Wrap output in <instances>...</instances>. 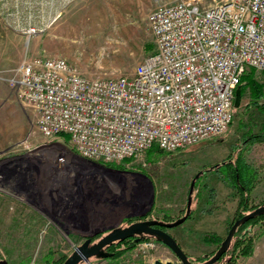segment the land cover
<instances>
[{"label": "rangeland", "instance_id": "obj_1", "mask_svg": "<svg viewBox=\"0 0 264 264\" xmlns=\"http://www.w3.org/2000/svg\"><path fill=\"white\" fill-rule=\"evenodd\" d=\"M173 1H194L207 6L220 0H0V74H10L23 58L60 56L87 78L130 75L135 66L154 49L147 22L148 13L159 3ZM28 28H35V34H28ZM151 45L152 49H149ZM253 76L264 84L263 71L254 70ZM262 92L260 104L264 103V86ZM35 119L34 111L21 103L7 82L0 78V261L5 260L8 264L59 263L83 240L77 235L65 234L59 224L63 220L55 221L59 218L54 220L50 217V191L43 187L57 188L62 186L63 181L73 184L82 175H78V171L84 172L82 178L92 184L107 181L116 194L121 186L120 179L111 173L99 169L89 168L88 172L80 169L69 156V142H65L61 135L47 140L43 138ZM263 123L264 112L251 103V93L246 88L239 106H233L231 125L222 136L190 146L185 154L178 150L168 156L170 153L151 150L148 156L144 154V164L128 160L122 168H118L149 176L155 189V202L144 219L164 222L185 214L190 183L199 174L191 194L190 218L168 229L189 260L202 262L210 257L225 237L230 223L236 219L235 213L225 225L214 224L207 219L200 221V217L191 220L192 206L204 203L200 189L204 187L205 176L198 171L216 162L220 146L214 144L218 140L232 143L229 154L233 153L234 146L243 147L245 161L256 170L249 205L257 207L264 204V146L251 147V144L245 147L244 142L249 134L259 132ZM154 152H158L156 156L162 154V157L154 159ZM22 154L30 155V166L22 162L24 168L18 166L12 173L3 170L2 165L10 163L8 158ZM60 156L64 161L58 164ZM27 166L29 169H26ZM211 170L216 173L214 169ZM29 176L36 182L26 191L21 187L31 185ZM126 180L129 188L136 186L133 177L126 176ZM38 190L45 194L47 212L42 213L28 202L31 200L28 194L37 196ZM51 193L55 195V192ZM233 194H236L234 190ZM106 195L110 197L107 193L101 197ZM207 204L211 208L215 202ZM243 233L256 236L253 253L250 256H236L233 264H264L258 252H254V246L264 235V217L243 229ZM205 235L209 241L203 240ZM126 241L135 245L127 248L126 244L116 243L112 256L90 257L87 262L78 264H153L155 260L181 264L167 246L152 236ZM115 252L120 254L114 256Z\"/></svg>", "mask_w": 264, "mask_h": 264}, {"label": "built area", "instance_id": "obj_2", "mask_svg": "<svg viewBox=\"0 0 264 264\" xmlns=\"http://www.w3.org/2000/svg\"><path fill=\"white\" fill-rule=\"evenodd\" d=\"M147 22L154 49L130 75L87 78L63 57L34 56L0 78L43 138L66 135L72 152L105 165L221 136L241 77L264 72V0L159 3Z\"/></svg>", "mask_w": 264, "mask_h": 264}, {"label": "water", "instance_id": "obj_3", "mask_svg": "<svg viewBox=\"0 0 264 264\" xmlns=\"http://www.w3.org/2000/svg\"><path fill=\"white\" fill-rule=\"evenodd\" d=\"M240 99L241 93L240 89L237 87L235 88L233 99V106L235 108L239 106ZM55 143L58 144V142ZM69 156L75 161L78 167H81L80 169H86L85 172H88L87 170L90 168L103 170L115 175L120 179L121 186L119 193L116 194L107 181L104 180L100 184H92V182L82 178L85 175L84 172L78 171V175H82L76 178L73 184L63 181L61 182L62 186L57 188L43 187L45 190L50 191V193H48L51 203L50 217L54 220L59 218L55 221H59L60 219L63 220V222H59V224L64 229L65 234H74L83 239L62 264L87 262L90 257L106 258L109 254L102 252V249L106 245L114 241H122L135 234H148L155 237L160 243L167 246L174 253L181 264H214L227 251L239 226L257 216L264 215V204H261L236 218L228 228L225 237L222 239L215 252L202 262H193L189 260L187 254L182 250L175 238L168 232V229L182 224L189 215L192 200L191 194L195 180L199 174H196L190 183L186 211L183 216L170 222L159 221L157 219L147 220L144 218L151 212L155 197L154 185L148 175L139 171L113 168L96 161L88 160L75 154L71 150L69 151ZM8 159L10 163L3 164L2 167L3 170L10 173L15 171L18 166L24 168L22 162H25L28 166H30L31 163L29 161V154H22ZM17 161L21 162V164ZM28 166L26 169H29ZM126 176L133 177L136 186L129 188V186L126 185ZM29 179L31 185L22 186L21 188L23 190L27 191L28 187H32L36 182L32 176H29ZM98 187L101 190H99ZM126 190L129 194L128 196L126 195ZM51 192H55V195L53 196ZM104 193L109 194L110 197L107 195L101 197ZM32 194H28L31 197V200H28V202L42 213L47 212V207L44 202L46 198L45 196L43 197L45 194H42L39 190L37 196ZM130 218H137L138 220L125 227H121L122 221ZM105 232L106 234L100 237L96 242L90 244L92 238ZM0 264L8 263L5 260H1ZM153 264H171V262L167 261L163 263L159 260H155Z\"/></svg>", "mask_w": 264, "mask_h": 264}, {"label": "trees", "instance_id": "obj_4", "mask_svg": "<svg viewBox=\"0 0 264 264\" xmlns=\"http://www.w3.org/2000/svg\"><path fill=\"white\" fill-rule=\"evenodd\" d=\"M148 48L152 49V45L148 46ZM253 74H254V70L253 69L249 70L246 74H244L241 77L239 83L236 85L235 88L238 87L240 89L241 95L245 92L246 88H249L251 93V103L254 106H256L257 109L264 112V103L260 104L259 102V100H261L263 97L262 89L264 84L255 80ZM61 137L65 142H68V136L61 134ZM244 142L246 145V146L244 145L245 147L255 142H264V123L262 124L261 130L259 132L249 134L248 137H246V139L244 140ZM245 147L244 149H246ZM151 150H157V148L153 147L149 149L146 152V154L149 155L150 154L149 152H151ZM242 152H243V147H241L240 145L234 146L233 153L229 154L224 161L217 164L213 168L216 174L218 175V177L222 181L227 183L239 196L238 207L235 218L242 216L243 214L251 211L256 207L249 205V194L253 188L254 182L256 181V170L252 168L250 164H248L245 161ZM127 161L128 160H124L122 163H109L107 165L113 168H122L123 164L126 163ZM190 216H191V209L186 220L190 218ZM262 217H264V215L257 216L247 221L243 225L239 226L230 242L227 251L214 264L222 262L223 260H225L224 262L225 264H233L234 259L238 255L250 256L253 253V242L256 236H249L247 235V233H243V229H246L247 226L252 225ZM154 239L156 238L154 237ZM139 240H142V238ZM203 240L209 241L207 235L203 237ZM116 243L126 244L127 248H132L135 245L134 243L128 242L126 240L117 241ZM119 254L120 252H115L114 256H117ZM228 254H230V257L228 256ZM63 260H65V258L61 259L59 263H56L55 261V264H61Z\"/></svg>", "mask_w": 264, "mask_h": 264}, {"label": "crops", "instance_id": "obj_5", "mask_svg": "<svg viewBox=\"0 0 264 264\" xmlns=\"http://www.w3.org/2000/svg\"><path fill=\"white\" fill-rule=\"evenodd\" d=\"M217 142L218 143L214 144V146H218V147L220 146V150L216 154L217 155L216 162L213 164L204 166L202 170L198 171V172H201L200 174H203V176H205L204 187L200 189V193L203 197L204 203H197L192 206L194 211H193V217L191 218V220H195L197 217L198 218L200 217V221L202 219L203 220L207 219L211 223L218 224V225L219 224L225 225L228 220L233 218V216L235 215L237 211L238 196L236 194H233V190L229 188L217 176V174L213 173L211 170L214 168V165L224 161L222 159L225 158L224 156H227V154H229L230 152L229 149L231 148L230 146L232 144L230 142L226 143L224 142V140H218ZM197 144H194V145H197ZM255 145L264 146V143L255 142L251 145V147H254ZM190 146H193V145H190ZM210 146L211 145L209 144V147ZM186 148L183 150H179L181 151L180 153H183V154L187 153ZM157 153L158 152H154L152 154V157L154 159H157L158 156L162 157V154L156 156ZM171 155H173V153H170L168 156H171ZM216 200H219V201H216ZM210 201L215 202V204L213 207L208 208L207 203ZM214 217L216 219H212ZM254 249H255L254 252L255 253L258 252L259 256H261V262H264V235L262 236L260 241L256 243V246H254Z\"/></svg>", "mask_w": 264, "mask_h": 264}, {"label": "flooded vegetation", "instance_id": "obj_6", "mask_svg": "<svg viewBox=\"0 0 264 264\" xmlns=\"http://www.w3.org/2000/svg\"><path fill=\"white\" fill-rule=\"evenodd\" d=\"M154 202H155V198H154ZM153 205H154V204H153ZM137 220H138L137 218L125 219V220L122 221V223H121V227H125V226L129 225L130 223H132V222H134V221H137ZM148 220H155V219H151V218H150V219H148ZM125 222H126V223H125ZM123 223H125L124 226H122ZM104 234H106V232H105V233H102V234H99V235L95 236L94 238H92L90 244L96 242V241H97L100 237H102ZM144 236H150V235H148V234H135V235H132V236H130V237L125 238L124 240L136 241V240L141 239V238L144 237ZM96 238H97V240H95ZM116 242H117V241H114V242L110 243L109 245H106V246L102 249V252H103V253H107V254H109L108 257L112 256V255H113L112 248L114 247V245L116 244Z\"/></svg>", "mask_w": 264, "mask_h": 264}, {"label": "bare ground", "instance_id": "obj_7", "mask_svg": "<svg viewBox=\"0 0 264 264\" xmlns=\"http://www.w3.org/2000/svg\"><path fill=\"white\" fill-rule=\"evenodd\" d=\"M58 164H61V163L58 162Z\"/></svg>", "mask_w": 264, "mask_h": 264}]
</instances>
